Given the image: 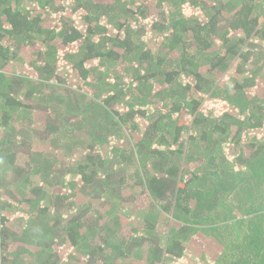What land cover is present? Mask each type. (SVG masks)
<instances>
[{
  "label": "trees",
  "instance_id": "1",
  "mask_svg": "<svg viewBox=\"0 0 264 264\" xmlns=\"http://www.w3.org/2000/svg\"><path fill=\"white\" fill-rule=\"evenodd\" d=\"M0 241L264 264V0H0Z\"/></svg>",
  "mask_w": 264,
  "mask_h": 264
},
{
  "label": "rangeland",
  "instance_id": "2",
  "mask_svg": "<svg viewBox=\"0 0 264 264\" xmlns=\"http://www.w3.org/2000/svg\"><path fill=\"white\" fill-rule=\"evenodd\" d=\"M41 93H46V89H43L42 90V92ZM87 114V113H86ZM83 115H80V117H82ZM85 117H86V120H85V122H84V124H78V122L79 121H76V123H77V126H79V128L80 127H87V126H90L89 124H88V116L87 115H85ZM82 132L80 133V135H81V137H82V139H84V141H89V137L87 136V135H84V136H82ZM76 160L79 158V156L77 155V156H73ZM209 163H212V164H209ZM218 164V160L216 159L215 161H213V162H210L208 159H206V161L204 162V166H206L208 169H210V168H215L216 167V165ZM99 189V188H98ZM121 203H123V202H121ZM236 203V202H235ZM124 204H126V203H124ZM128 204H131V203H128ZM131 208H133V206L132 207H130L129 208V210H131ZM20 213V212H19ZM36 222V224H37V220H35ZM38 225V224H37ZM201 233H199L198 234V236H201V237H203L204 238V235L202 234V231H200ZM204 233V232H203ZM33 234L35 235V230H34V232H33ZM224 234H227V231L224 233ZM35 239V238H34ZM196 240V239H195ZM33 242H34V240H32ZM190 244V246L192 247L190 250H191V253H193V255L194 254H196V253H198V252H200L201 251V247H202V245L204 244L203 243V241L201 240V241H193L192 243H189ZM188 244V245H189ZM31 245L32 244H30L29 245V247H31ZM80 245V248H84V243L82 242L81 244H79ZM209 245V244H208ZM143 253V252H142ZM142 255V254H141ZM135 258V257H134ZM133 257H129V258H125V257H123V256H120L119 258H118V262L120 263V264H144V259H143V255H142V258L141 257H139V259L136 257V260L134 259ZM17 264H22V263H17Z\"/></svg>",
  "mask_w": 264,
  "mask_h": 264
},
{
  "label": "built area",
  "instance_id": "3",
  "mask_svg": "<svg viewBox=\"0 0 264 264\" xmlns=\"http://www.w3.org/2000/svg\"><path fill=\"white\" fill-rule=\"evenodd\" d=\"M1 251H2V244H1V241H0V264H3L2 263V257H1Z\"/></svg>",
  "mask_w": 264,
  "mask_h": 264
}]
</instances>
